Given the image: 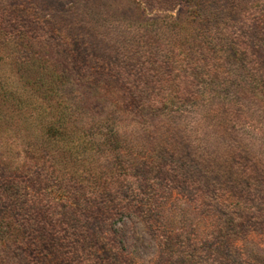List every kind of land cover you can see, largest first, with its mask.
<instances>
[{
    "label": "rangeland",
    "instance_id": "rangeland-1",
    "mask_svg": "<svg viewBox=\"0 0 264 264\" xmlns=\"http://www.w3.org/2000/svg\"><path fill=\"white\" fill-rule=\"evenodd\" d=\"M33 51L79 82L55 95L80 107L64 137L44 135L56 117L19 78L29 70L16 72ZM0 87L2 179L21 180L56 220L43 241L59 245L72 220L61 190L77 186L98 215L91 230L125 264H264V0H0ZM77 142L83 155L65 165ZM40 147L76 183L49 186L25 157ZM9 237L0 264H27Z\"/></svg>",
    "mask_w": 264,
    "mask_h": 264
},
{
    "label": "trees",
    "instance_id": "trees-1",
    "mask_svg": "<svg viewBox=\"0 0 264 264\" xmlns=\"http://www.w3.org/2000/svg\"><path fill=\"white\" fill-rule=\"evenodd\" d=\"M31 15L32 16L25 13L23 17L35 21L33 14ZM19 17L21 18V16L16 15L14 22L18 23ZM39 53L40 52L38 51H33V53L26 52L25 58L22 57L15 62L17 69L16 72L18 73L20 69H22V72L29 70L27 76L23 77L18 75L19 78L22 81L24 78V86L28 87L32 93L38 95V99L48 102L47 107L49 110H47V114L50 116L51 114H54L56 117L53 122L42 127L44 135L48 137L58 135L64 137L66 135V124L70 122H80V114L75 112V110L80 109V107L78 108L75 103L76 96L63 94L60 102H55V95L62 88L67 86L73 87L76 84H79V82L76 79L66 76L63 68L59 69L58 65L51 62V59L45 58ZM5 92L6 91H2V94ZM52 101H54V104ZM89 130V127H86L83 129L78 128L77 131L80 137L88 136L85 146H92L95 140L94 138H91L88 133ZM104 139L102 144L106 153L113 152L115 154H120L118 150L116 151L113 149L112 143H114L113 140H115V138L111 140L110 137H106ZM79 143L77 142V145H68L67 148L62 151L63 156H58L57 153H44V150L40 147V152L26 150L25 157L30 165H34L35 169L40 172H47V177L51 180V184H48L49 186L58 185V187L63 188L65 183L67 184V179L76 183L75 179H77V177L72 173L73 168L68 166L72 172H70V170L67 171L68 168L65 165L69 163H73L74 165L73 161L80 158L79 155L83 152L80 151L81 144ZM47 155H49L51 160L56 158L59 160L60 156L65 158V165L62 168L65 172L63 177L59 175L57 166L52 163L53 161L45 162ZM3 165L4 164L0 162V220L11 221L16 231L12 230L13 235L11 238L9 235L0 231V237H3L4 235L9 237V241L12 242L17 250L25 252L27 264H125L116 252L115 247L109 243L105 232L97 233L91 230V222L96 221L97 219L95 216L98 215L97 212H94V214L90 213V208H86L87 206L83 205L82 196L76 192L79 188H77V186H74V188L70 186L71 189L68 190L70 192L67 193L66 190H61L65 191V195H61L59 199L62 200L67 198V200L63 202L60 214L62 213L68 217L70 215L72 220L70 225L63 220L59 226L61 235L59 245L53 243V241L49 242V239L47 243L43 241L45 240L43 239V236L46 237L48 234L46 233L49 229L48 223H54L56 220L51 219V216L46 217L43 207L40 206V203L38 202L37 195H33L31 192L32 190L30 191L29 187L21 180L16 178L3 181ZM90 172V170H85V173L82 171L86 176H90ZM60 182H63L64 184L61 186L58 184ZM49 193L51 192L46 191V196L49 199H53V197H50ZM67 195L68 197H66ZM12 207L14 208V211L11 210ZM92 214L93 216H91ZM93 217L94 219H92ZM50 219L51 221H49ZM87 220H90L89 224L87 223ZM97 223L98 228L99 222L97 221ZM6 227L11 229L9 224L6 225ZM82 233L83 238L81 237ZM90 235L93 236L92 239H89L88 236ZM47 237H49V235ZM3 240L4 246L8 245V241H6V239ZM17 255L18 254L12 258L14 261L19 259V256ZM167 263L169 264L170 261L168 260Z\"/></svg>",
    "mask_w": 264,
    "mask_h": 264
}]
</instances>
